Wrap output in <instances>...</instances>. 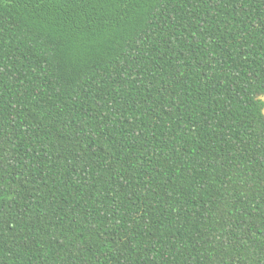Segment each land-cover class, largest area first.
Listing matches in <instances>:
<instances>
[{
	"label": "trees",
	"instance_id": "obj_1",
	"mask_svg": "<svg viewBox=\"0 0 264 264\" xmlns=\"http://www.w3.org/2000/svg\"><path fill=\"white\" fill-rule=\"evenodd\" d=\"M0 264H264V0H0Z\"/></svg>",
	"mask_w": 264,
	"mask_h": 264
}]
</instances>
